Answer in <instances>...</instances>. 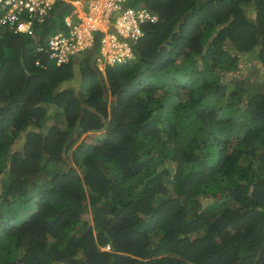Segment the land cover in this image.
Here are the masks:
<instances>
[{"label":"trees","instance_id":"obj_1","mask_svg":"<svg viewBox=\"0 0 264 264\" xmlns=\"http://www.w3.org/2000/svg\"><path fill=\"white\" fill-rule=\"evenodd\" d=\"M134 2L103 72L50 55L65 1L0 32V264H264V0Z\"/></svg>","mask_w":264,"mask_h":264},{"label":"built area","instance_id":"obj_2","mask_svg":"<svg viewBox=\"0 0 264 264\" xmlns=\"http://www.w3.org/2000/svg\"><path fill=\"white\" fill-rule=\"evenodd\" d=\"M57 0H0V32L13 30L33 34L52 15ZM72 7L64 14L62 27L49 34L46 44L57 62L91 47L98 41V57L106 64L134 56L131 44L143 35L144 23L156 13L135 0H62ZM38 24V25H37Z\"/></svg>","mask_w":264,"mask_h":264},{"label":"rangeland","instance_id":"obj_3","mask_svg":"<svg viewBox=\"0 0 264 264\" xmlns=\"http://www.w3.org/2000/svg\"><path fill=\"white\" fill-rule=\"evenodd\" d=\"M96 63L98 65L99 69L103 72L104 71V68L106 66V62L105 61L103 62L102 60H100L97 57V62ZM252 65H253V62L252 61H249L248 63L242 62V65H241L242 69H241V71H239V73L246 71L249 67H252Z\"/></svg>","mask_w":264,"mask_h":264},{"label":"clouds","instance_id":"obj_4","mask_svg":"<svg viewBox=\"0 0 264 264\" xmlns=\"http://www.w3.org/2000/svg\"><path fill=\"white\" fill-rule=\"evenodd\" d=\"M89 48H90V47H89ZM87 49H88V48H87ZM98 49H99V47H98ZM85 50H86V49H85ZM99 56H100V53H99ZM99 56H98V57H99ZM103 247H104L105 249H109V248H110V245H109V243H106V245H104Z\"/></svg>","mask_w":264,"mask_h":264}]
</instances>
